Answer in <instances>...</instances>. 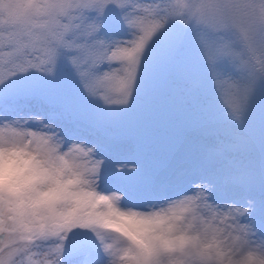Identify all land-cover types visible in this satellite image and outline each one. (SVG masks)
<instances>
[{
  "label": "snow or ice",
  "instance_id": "1",
  "mask_svg": "<svg viewBox=\"0 0 264 264\" xmlns=\"http://www.w3.org/2000/svg\"><path fill=\"white\" fill-rule=\"evenodd\" d=\"M0 264H264V0H0Z\"/></svg>",
  "mask_w": 264,
  "mask_h": 264
}]
</instances>
